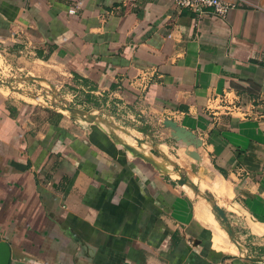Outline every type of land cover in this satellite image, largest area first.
I'll list each match as a JSON object with an SVG mask.
<instances>
[{
	"label": "crops",
	"instance_id": "crops-1",
	"mask_svg": "<svg viewBox=\"0 0 264 264\" xmlns=\"http://www.w3.org/2000/svg\"><path fill=\"white\" fill-rule=\"evenodd\" d=\"M226 1L222 19L172 0H0V64L23 74L0 75L10 264H264V0Z\"/></svg>",
	"mask_w": 264,
	"mask_h": 264
},
{
	"label": "water",
	"instance_id": "water-1",
	"mask_svg": "<svg viewBox=\"0 0 264 264\" xmlns=\"http://www.w3.org/2000/svg\"><path fill=\"white\" fill-rule=\"evenodd\" d=\"M53 97H55V96L53 95ZM56 105H57L58 108H60V109H62L64 111H67L69 114L74 115V116L80 118L81 120H83L85 122L91 123V122L96 120V116L92 115V113H90V112H86L84 110L68 106L66 104L64 105V104L58 103ZM164 125H166L168 127L170 126L172 129H175L178 133L179 132L180 133L184 132L183 128H178L177 125L174 122H172V121H166L164 123ZM121 145L123 146V148L125 150H127L130 153H132L133 155L143 159L146 162H149V163H152L153 165H155L154 161H152L148 157H145L142 153L138 152L135 148H133V147H131V146L125 144V143H122ZM180 177H182V176L180 175ZM177 183L179 185H183V184L186 183V180L185 179H180V180L177 181ZM206 199L211 202L213 212L217 215V217L223 223V227H224L226 233L229 236H231L232 232H231V229L229 227L230 221H229V218L227 217V214L224 211V209L221 208L218 204H216L214 202L213 197H211V196L210 197H206ZM232 240L236 244V246L241 250L242 246L236 240H234L233 238H232ZM247 258L250 259L251 261H258L259 260L258 258L253 257V256H247ZM10 261H11V248H10V245L6 241L2 240V241H0V264H10Z\"/></svg>",
	"mask_w": 264,
	"mask_h": 264
},
{
	"label": "built area",
	"instance_id": "built-area-1",
	"mask_svg": "<svg viewBox=\"0 0 264 264\" xmlns=\"http://www.w3.org/2000/svg\"><path fill=\"white\" fill-rule=\"evenodd\" d=\"M139 0H127L129 5H135L138 3ZM173 4L179 9H185L191 11L198 16L203 14H212L216 17L225 19L233 8L234 4L228 3L226 0H172ZM140 80V82H139ZM148 78L144 74L143 76L139 77L136 86L141 87L140 90H147L148 85L147 81Z\"/></svg>",
	"mask_w": 264,
	"mask_h": 264
},
{
	"label": "rangeland",
	"instance_id": "rangeland-1",
	"mask_svg": "<svg viewBox=\"0 0 264 264\" xmlns=\"http://www.w3.org/2000/svg\"><path fill=\"white\" fill-rule=\"evenodd\" d=\"M0 71H2V74L0 73V75H3V77L10 79V81H12V84L16 88L19 87L17 84V81L21 78V76H23L22 72H19L16 68H14V70H12V69H6L5 70L2 66V64H0ZM31 84H33V85H31ZM35 85H36L35 83H27L24 86H26L28 89H31L32 91L39 90L38 88L35 87ZM42 85L45 87V89H48V90L50 89L48 85H46V84H42ZM21 88H23V87L21 86ZM50 101H51V96H47V97L45 96L43 100L38 102L37 107L39 105H43L45 107H50L51 106ZM57 103H58V100H57ZM65 104H67L71 107L77 108V109L85 110V111L87 109V107H85L84 105L83 106L79 105V103H71V104L65 103Z\"/></svg>",
	"mask_w": 264,
	"mask_h": 264
}]
</instances>
